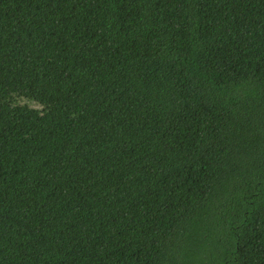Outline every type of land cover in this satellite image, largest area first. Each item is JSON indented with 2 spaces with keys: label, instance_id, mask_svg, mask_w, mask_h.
Returning <instances> with one entry per match:
<instances>
[{
  "label": "trees",
  "instance_id": "obj_1",
  "mask_svg": "<svg viewBox=\"0 0 264 264\" xmlns=\"http://www.w3.org/2000/svg\"><path fill=\"white\" fill-rule=\"evenodd\" d=\"M0 264H264V0H0Z\"/></svg>",
  "mask_w": 264,
  "mask_h": 264
}]
</instances>
